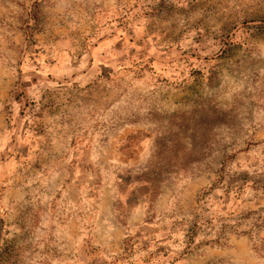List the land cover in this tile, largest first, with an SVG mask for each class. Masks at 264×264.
<instances>
[{"label":"clouds","instance_id":"clouds-1","mask_svg":"<svg viewBox=\"0 0 264 264\" xmlns=\"http://www.w3.org/2000/svg\"><path fill=\"white\" fill-rule=\"evenodd\" d=\"M230 49L264 65V0H0V264H264V66L209 92Z\"/></svg>","mask_w":264,"mask_h":264},{"label":"rangeland","instance_id":"rangeland-1","mask_svg":"<svg viewBox=\"0 0 264 264\" xmlns=\"http://www.w3.org/2000/svg\"><path fill=\"white\" fill-rule=\"evenodd\" d=\"M236 53V49H230L227 53L218 58V63L216 65L215 70H209V92L213 91L216 87H218L220 82L219 78L221 74L227 75L233 80H240L241 73H246L250 71L253 67L264 66L260 61L250 59L247 56H241L239 62H229V58L236 55ZM197 79L199 80V77ZM204 95H207V93H204ZM181 103L184 104L190 110V116L193 122H197L205 108V101L200 98V93L198 89H189L187 94L182 97Z\"/></svg>","mask_w":264,"mask_h":264}]
</instances>
